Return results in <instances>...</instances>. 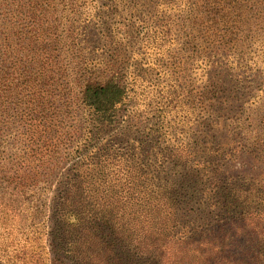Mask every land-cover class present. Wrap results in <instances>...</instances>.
Returning a JSON list of instances; mask_svg holds the SVG:
<instances>
[{"label": "rangeland", "instance_id": "rangeland-1", "mask_svg": "<svg viewBox=\"0 0 264 264\" xmlns=\"http://www.w3.org/2000/svg\"><path fill=\"white\" fill-rule=\"evenodd\" d=\"M89 80L126 93L102 127ZM84 150L93 200L129 186L116 212L206 152L264 180V0H0V264H69L47 220Z\"/></svg>", "mask_w": 264, "mask_h": 264}, {"label": "trees", "instance_id": "trees-1", "mask_svg": "<svg viewBox=\"0 0 264 264\" xmlns=\"http://www.w3.org/2000/svg\"><path fill=\"white\" fill-rule=\"evenodd\" d=\"M119 82L87 81L82 100L95 113L99 127L113 120L124 100ZM143 150V148H142ZM78 160L61 185L52 214L49 241L56 256L69 264H264V180L239 179L225 169L224 153L206 152L203 162L185 163L176 181L150 186L140 183L136 211L110 210L129 204V186L122 195L102 191L91 194L85 176L87 154ZM163 154L150 165L157 174L169 168ZM179 167V165L177 164ZM153 183V184H152ZM150 185H154L151 181ZM139 189V185H138ZM95 204L105 205L96 207ZM91 206V208H86ZM121 218V219H120ZM120 219V220H119ZM124 220V223L120 221ZM107 232L110 240H105Z\"/></svg>", "mask_w": 264, "mask_h": 264}]
</instances>
